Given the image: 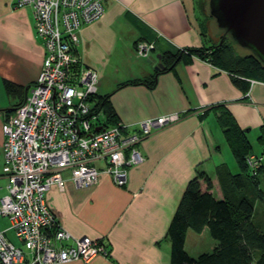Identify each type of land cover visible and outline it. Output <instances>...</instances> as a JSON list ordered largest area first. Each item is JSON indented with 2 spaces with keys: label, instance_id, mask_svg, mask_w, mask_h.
I'll list each match as a JSON object with an SVG mask.
<instances>
[{
  "label": "crops",
  "instance_id": "obj_1",
  "mask_svg": "<svg viewBox=\"0 0 264 264\" xmlns=\"http://www.w3.org/2000/svg\"><path fill=\"white\" fill-rule=\"evenodd\" d=\"M16 2L0 0V198L7 187L2 174V124L29 95L44 55L35 37L31 8L18 7ZM208 2L103 0L100 19L78 31L76 53L85 67L98 74V95H111L120 123L132 129L143 119L171 113H179L180 120L140 142L144 161L128 169L123 187L101 173L95 185L77 188L64 172L63 189L48 191L46 202L62 227L73 237L100 240L108 253L107 258L66 264H170L166 234L188 182L198 172L205 173L212 184L210 192L222 199L216 168L224 162L215 154L219 147L214 149L221 140L219 111L228 110L248 141L253 135L261 145L264 82L245 80L249 83L245 91L241 80L194 52L183 53L172 70L159 74L152 89L144 84L121 86L150 81L158 63L163 65L158 55L219 45L225 36L210 17ZM138 41L154 43L149 58L136 55ZM5 83L15 86V92L7 94ZM225 166L230 173H239L237 164ZM200 190H206L203 181ZM5 222L0 219V225ZM207 232L206 228L200 234L187 232L184 248L190 257L189 241H195L197 256L203 253V241L209 251L204 253L217 246L211 237L207 239Z\"/></svg>",
  "mask_w": 264,
  "mask_h": 264
},
{
  "label": "built area",
  "instance_id": "obj_2",
  "mask_svg": "<svg viewBox=\"0 0 264 264\" xmlns=\"http://www.w3.org/2000/svg\"><path fill=\"white\" fill-rule=\"evenodd\" d=\"M33 12L35 37L44 49L39 75L27 98L2 124V174L6 195L0 198V264H66L89 262L108 253L100 240L76 238L59 223L46 202L55 187L68 180L77 188L107 175L117 187L126 184L128 169L144 161L138 146L154 132L180 120L179 113L143 119L132 129L106 124L96 110L98 74L77 53L78 31L100 19L103 0H17ZM154 43L138 41L135 53L147 59ZM247 97L249 96L247 92ZM251 177L264 172L261 152L245 159ZM12 232L16 243L6 233Z\"/></svg>",
  "mask_w": 264,
  "mask_h": 264
},
{
  "label": "trees",
  "instance_id": "obj_3",
  "mask_svg": "<svg viewBox=\"0 0 264 264\" xmlns=\"http://www.w3.org/2000/svg\"><path fill=\"white\" fill-rule=\"evenodd\" d=\"M224 36L219 45L208 50H182L162 55L164 68L155 72L150 81H132L121 86L144 84L154 88L156 77L172 70L186 52H194L199 58L209 60L216 68L241 80L245 91L249 89L245 80L264 82L263 66L250 54H236L233 44ZM4 88L7 94L16 90L8 83L4 84ZM110 96L97 95L96 110L105 115L106 125L113 127L119 121ZM216 120L239 173H230L224 164L216 168L221 200L215 199L210 192L212 184L205 173L198 172L188 182L166 234L170 244V264H264V228L259 229L253 224L255 204L257 201L264 204V193L259 188V176L251 177L245 164L246 157L253 152L252 146L228 110L221 109ZM259 140L261 143L264 141V129ZM201 181L206 185L204 192L200 190ZM204 228L217 246L210 253L192 258L184 248L186 234L189 230L200 234Z\"/></svg>",
  "mask_w": 264,
  "mask_h": 264
},
{
  "label": "water",
  "instance_id": "obj_4",
  "mask_svg": "<svg viewBox=\"0 0 264 264\" xmlns=\"http://www.w3.org/2000/svg\"><path fill=\"white\" fill-rule=\"evenodd\" d=\"M217 27L249 51L264 68V0H209ZM157 59L161 61V56ZM163 69L161 62L155 70Z\"/></svg>",
  "mask_w": 264,
  "mask_h": 264
},
{
  "label": "rangeland",
  "instance_id": "obj_5",
  "mask_svg": "<svg viewBox=\"0 0 264 264\" xmlns=\"http://www.w3.org/2000/svg\"><path fill=\"white\" fill-rule=\"evenodd\" d=\"M220 31L224 34V32L222 30H220ZM226 37H227L226 40L230 41L233 44V47L235 49L236 54L246 55L249 53V51L247 49L242 48L236 42H234L233 39L229 35H226ZM220 136H221V140L219 141V143H216V145L214 146V149H216L217 147H219V149H220V151H216V153H215L216 156L220 157L223 160L225 165L226 164L228 166L230 164L233 166L236 165L234 157H233L228 145L226 144L224 136L221 132H220ZM248 138H249V142L252 146L253 151L256 152V154L260 153L261 152V145H259L257 139L253 135H250V137H248ZM258 176H259V188L264 193V174H259ZM3 185H6L5 181L3 182ZM0 195H3V192H0ZM5 223H4V225L3 224L0 225L1 229L7 227L8 222H5ZM253 224L259 229L264 228V204L260 201H257L255 204V210H254V215H253ZM6 236L10 241H12L13 243H16L12 232H7ZM206 237H207V239H210L208 232L206 233ZM194 242L195 241H189L188 242V252H190V254H191V256H193V258H196L197 257L196 254H198V253H196L195 247L197 245H195ZM202 245L203 246H202L201 252H203V253L209 252V251H207V242L203 241Z\"/></svg>",
  "mask_w": 264,
  "mask_h": 264
}]
</instances>
